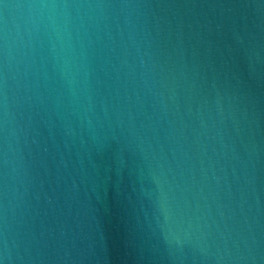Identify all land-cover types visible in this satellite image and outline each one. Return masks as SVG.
Listing matches in <instances>:
<instances>
[{
	"label": "water",
	"instance_id": "water-1",
	"mask_svg": "<svg viewBox=\"0 0 264 264\" xmlns=\"http://www.w3.org/2000/svg\"><path fill=\"white\" fill-rule=\"evenodd\" d=\"M0 264H264V0H0Z\"/></svg>",
	"mask_w": 264,
	"mask_h": 264
}]
</instances>
